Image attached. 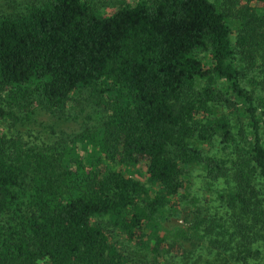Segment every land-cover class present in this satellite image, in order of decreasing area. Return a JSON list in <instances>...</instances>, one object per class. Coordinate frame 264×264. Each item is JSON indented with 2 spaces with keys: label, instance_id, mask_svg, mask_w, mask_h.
Instances as JSON below:
<instances>
[{
  "label": "trees",
  "instance_id": "trees-1",
  "mask_svg": "<svg viewBox=\"0 0 264 264\" xmlns=\"http://www.w3.org/2000/svg\"><path fill=\"white\" fill-rule=\"evenodd\" d=\"M241 4L0 12V120L52 113L83 90L97 105L69 134L0 126V264L264 260V0ZM246 50L262 78L249 87L233 58ZM139 163L150 186L132 175ZM169 217L181 222L166 229Z\"/></svg>",
  "mask_w": 264,
  "mask_h": 264
},
{
  "label": "rangeland",
  "instance_id": "rangeland-1",
  "mask_svg": "<svg viewBox=\"0 0 264 264\" xmlns=\"http://www.w3.org/2000/svg\"><path fill=\"white\" fill-rule=\"evenodd\" d=\"M33 0H0V12H12L15 10H20L24 7L25 3H29ZM89 3L99 12L107 13L112 11L114 8H116L119 4L132 1L133 0H88ZM217 6H219L222 9H229L230 14L229 15H235L237 9L241 7V3L243 0H240V2L237 0H228V1H221V0H212ZM231 1V2H230ZM234 2V3H233ZM231 18V24H234L235 27L237 24H239L240 20L237 17H230ZM237 33V30H236ZM247 50L239 55H235L234 61L236 64V67L239 71V79L242 84L245 86H254L252 81H261L262 78L259 74L258 64L259 60L258 58L252 57V55H249ZM259 88H263L264 84L257 85ZM261 94L264 95V89H260L259 91ZM96 104L93 103L87 94V91L83 90L79 92L71 101H69L67 104L63 106L62 109L56 110L52 113L50 112H40L38 115H36L35 118L27 119L24 113L16 112L17 116L14 119H4L0 120V126L3 129V131L8 135L13 133L15 131L22 132L23 137L33 138L34 136H44L46 135V131L48 128H45L47 125H52L55 130L60 133L62 130V133L69 134L71 132H74L85 125H90L93 122V119H89L86 117V114L94 109H96ZM137 170L132 173L134 177H139L143 180V182L150 186L151 184L148 182V180L144 177V164L139 163L136 166ZM197 168H191L189 173V182L190 187L188 190L191 192L192 197H195V191L199 190L201 181L199 179V176L195 175L197 172ZM188 198V197H187ZM192 201V199H190ZM190 201V202H191ZM185 202V201H184ZM189 202V200H188ZM189 202V203H190ZM196 202L195 204H197ZM191 207L189 205H186V210L190 209ZM180 218L178 217H169L165 220H162V225L169 229L173 225L179 224ZM125 245H122L121 248H125ZM185 247L189 248L188 244H185ZM196 252V251H195ZM206 255H201V260L199 264H205L203 263L204 258ZM254 264H264V260L260 259L258 262H255Z\"/></svg>",
  "mask_w": 264,
  "mask_h": 264
}]
</instances>
